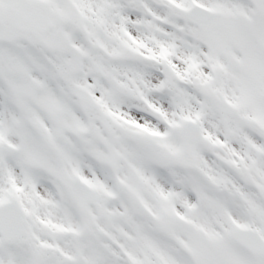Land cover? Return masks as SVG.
Wrapping results in <instances>:
<instances>
[{
    "label": "snow or ice",
    "instance_id": "1",
    "mask_svg": "<svg viewBox=\"0 0 264 264\" xmlns=\"http://www.w3.org/2000/svg\"><path fill=\"white\" fill-rule=\"evenodd\" d=\"M0 264H264V0H0Z\"/></svg>",
    "mask_w": 264,
    "mask_h": 264
}]
</instances>
